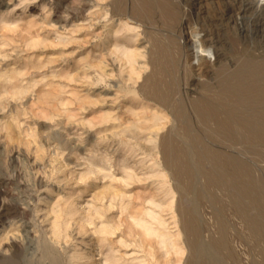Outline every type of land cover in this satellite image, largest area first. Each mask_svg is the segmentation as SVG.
<instances>
[{"label": "rangeland", "instance_id": "374dc122", "mask_svg": "<svg viewBox=\"0 0 264 264\" xmlns=\"http://www.w3.org/2000/svg\"><path fill=\"white\" fill-rule=\"evenodd\" d=\"M140 1L0 0V264H264V0Z\"/></svg>", "mask_w": 264, "mask_h": 264}, {"label": "bare ground", "instance_id": "6f19581e", "mask_svg": "<svg viewBox=\"0 0 264 264\" xmlns=\"http://www.w3.org/2000/svg\"><path fill=\"white\" fill-rule=\"evenodd\" d=\"M119 1L120 0H113V2H117L119 4ZM136 3V1H135ZM138 4V2L136 3ZM155 5H159L158 7L161 6V9H162V14L165 15V16H170L172 18V16H174V13L173 12H170L171 10L168 11V9H166V7L164 6V2L163 0H141L139 2V6L137 7V9L132 8V13L128 14L130 15L131 17H135L136 14H138V12L140 13L139 11V8L144 12H149L151 11ZM157 7V8H158ZM117 8L119 9V7L117 6ZM154 11V10H153ZM148 14V13H147ZM146 16V15H145ZM164 17V16H163ZM174 20V19H173ZM196 35V34H195ZM158 45H159V42H158ZM156 47V46H155ZM167 47V46H166ZM165 48V47H164ZM164 50V49H163ZM171 54V52H170ZM164 56V55H162ZM242 64V63H241ZM160 65V64H159ZM152 76V75H151ZM238 77V75H237ZM149 81V80H148ZM151 81V80H150ZM168 87V86H167ZM231 89H233V93L237 94V98L239 100H245L246 97H248V99L250 100H258V101H264V75H263V69L262 67H260L259 65L258 66H251L250 67V70L248 72V75L244 78H241L239 79L236 84L234 85H231L230 87ZM146 93V96H148L149 98L155 100V101H158L160 103H163V104H167L169 102V100L171 101L170 99V88H161L160 85L158 83H152L147 91L145 92ZM199 111L200 113L205 116V117H215L213 116L214 115V112L206 105V104H199ZM202 116V117H203ZM260 124V123H259ZM222 126V124H221ZM245 126L248 128V130L250 129L249 132H251L249 135L252 137V138H263V130L262 132H260L259 130H253L254 127H252V123H247V125L245 124ZM257 126V125H256ZM263 125H261L262 127ZM257 127H260L259 125ZM256 128V127H255ZM263 140V139H262ZM164 151H169L170 148L166 142V144L164 143ZM215 155V153H214ZM212 157V156H211ZM213 158V157H212ZM215 158H218L217 156ZM214 158V159H215ZM174 157L171 156L169 153L166 152L165 154V163L167 165H170L171 163H173L174 161ZM216 160V159H215ZM220 160V159H219ZM222 162V160H220ZM218 162V161H217ZM223 163V162H222ZM187 171V164H185V162H182L179 161L178 165L176 166V169L174 171V174L175 176L179 177V176H183L185 174V172ZM234 172V171H233ZM235 177V176H234ZM211 179V177H210ZM235 182V181H234ZM242 186V185H241ZM254 186V185H253ZM240 187V186H239ZM231 188V186H230ZM244 191L248 192L250 191V187H242ZM252 190V189H251ZM235 194V193H234ZM238 195V194H237ZM243 196V195H242ZM242 199V198H241ZM258 199V197H257ZM261 200V199H260ZM134 218V217H133ZM156 222L159 220L158 218H156ZM136 220V219H135ZM155 220V219H154ZM162 222V220H159ZM193 221L191 220H187L184 222V227L190 231V232H195V226L193 225V223H191ZM159 223V222H158ZM133 224V223H132ZM175 225V224H174ZM164 226V225H163ZM255 227H257V223L254 224ZM139 227H140V224H139ZM142 227V226H141ZM165 227V226H164ZM141 229V228H140ZM144 229L146 230V228L144 227ZM143 230V231H145ZM146 232V231H145ZM148 232V231H147ZM197 232V231H196ZM176 233V232H175ZM178 233V232H177ZM155 234V232H154ZM146 235V234H145ZM148 235V233H147ZM152 236V235H151ZM160 236V238H159ZM157 236L160 241L158 240V243L160 242L162 248L164 246L167 245V240L170 237V235H164L163 233H160V235ZM179 236V235H178ZM195 236V235H194ZM156 237V239H157ZM174 238V237H173ZM175 240V239H174ZM227 240V239H226ZM170 244H172L173 242H169ZM220 245L224 246L225 245V241L224 239L221 240V242L219 243ZM217 245V244H216ZM174 247V246H173ZM175 248V247H174ZM169 249V248H168ZM56 259V258H55ZM144 261V260H143ZM59 264V262H58ZM106 264V263H105ZM142 264H144V262H142Z\"/></svg>", "mask_w": 264, "mask_h": 264}, {"label": "clouds", "instance_id": "9594fccd", "mask_svg": "<svg viewBox=\"0 0 264 264\" xmlns=\"http://www.w3.org/2000/svg\"><path fill=\"white\" fill-rule=\"evenodd\" d=\"M195 51H198V50H195ZM208 58L210 59V60H214L215 59V57H214V54L212 53V50L209 48V50H208ZM193 64H197V63H199V60H198V58H197V56L196 55H194V57H193Z\"/></svg>", "mask_w": 264, "mask_h": 264}]
</instances>
